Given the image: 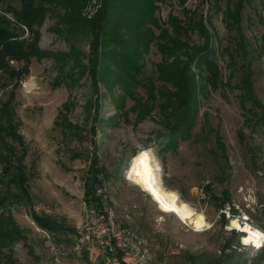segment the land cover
<instances>
[{
    "label": "rangeland",
    "instance_id": "1",
    "mask_svg": "<svg viewBox=\"0 0 264 264\" xmlns=\"http://www.w3.org/2000/svg\"><path fill=\"white\" fill-rule=\"evenodd\" d=\"M212 1L186 0L184 5L178 0L156 2L162 25L168 23L170 16L185 20L186 11L207 15L206 24L214 34L215 59L227 85L224 90L211 91L208 98L201 97L192 138L182 142L175 152L162 151L167 141L159 134H165L167 129L158 110L138 121L136 101L129 98L124 108L117 110L113 95L104 84L99 85L97 99L90 75L80 77L79 67H74V63L66 65L61 72L53 58L42 61L33 58L29 75L21 81L11 80L0 72V103L6 101L11 92L15 94L19 132L28 145L25 162L30 172L31 199L53 205L57 211L53 219L59 220L65 229L74 230L82 221L84 180L92 153L96 152L120 223L144 240L154 264H263L250 249H242L240 236L231 231V222L225 223L219 218L224 203L235 201L247 206L251 217L264 229L262 0H250L234 28L225 19L223 10L227 5L233 8L236 0H222L220 12L212 8ZM97 4V0H90L85 16L91 18ZM7 6L19 8L20 2L0 3V14L4 12L14 22L12 14L5 10ZM57 13H64L63 7L56 8L47 17L36 36L38 47L43 52L66 53L72 42L88 54V39L77 36L75 39L67 37V41L58 31L57 28H61L56 26ZM15 27L20 39H34L27 28ZM202 42L198 33L191 34L192 46ZM81 60L87 64L85 57L81 56ZM161 60L156 47H152L139 76L142 84L155 78L156 65ZM10 65L22 67L23 64L10 61ZM243 67L250 71L252 89L260 107L246 102L243 108L239 102L237 87ZM66 74H72L76 81L68 78L69 84L62 81L56 87V80H62ZM142 84L136 92L146 100ZM118 92L116 90L115 94ZM68 124L76 129L69 130ZM92 127L96 129L95 135L91 133ZM141 151L152 155L163 187L203 215L208 223L206 228L197 230L182 223L128 179L133 161ZM17 195L14 185H0V218H12L22 232L19 241L0 252V264H54L52 244L66 247L68 254L64 264H88L83 254L70 252L74 232L51 233L48 239L38 232L31 217L16 208Z\"/></svg>",
    "mask_w": 264,
    "mask_h": 264
},
{
    "label": "trees",
    "instance_id": "2",
    "mask_svg": "<svg viewBox=\"0 0 264 264\" xmlns=\"http://www.w3.org/2000/svg\"><path fill=\"white\" fill-rule=\"evenodd\" d=\"M5 1L0 0V3ZM18 1L19 8L7 6L5 9L12 14L14 22L4 12L0 14V72H4L11 80L21 81L29 75L33 58L38 61L53 58L61 72L66 65L74 63V67H79L80 77L87 73L90 75L97 99L99 85L104 84L112 93L117 110H122L129 98L136 101L139 105L138 121L147 119L158 110L167 129L165 134H159V137L167 141L163 152H175L182 142L192 138L201 97L208 98L211 91L224 90L227 86L215 59L212 46L214 34L206 24L205 14L186 11L185 20L170 16L168 23L162 25L157 16L156 2L159 0H97V10L91 18L84 14L90 0ZM178 1L182 5L186 2ZM221 1H212V8L217 12L222 10ZM249 2L236 0L233 8L229 5L225 7L223 13L231 28L237 27L241 12ZM58 7L64 10V13L55 16L56 26L61 28H57L58 31L66 38L82 36L88 39V54L81 52L72 42L70 51L66 53L43 52L38 47L36 36L49 14ZM262 8L264 11V0ZM14 24L19 28H27L34 34V39H20ZM193 33H198L203 40L202 44H190ZM152 47H156L162 60L156 65L155 78H149L142 84L139 76L145 67L144 59ZM81 56L87 59V64L83 63ZM10 61L23 65L11 66ZM240 70L237 88L241 106L244 108V104L250 102L252 106L260 107L252 89L250 71L244 67ZM68 78L72 82L76 81L72 79V74H66L62 80H56L55 86L61 85L62 81L69 84ZM140 84L146 89V100L136 92ZM116 90L118 94H115ZM14 101L15 94L11 92L7 100L0 103V185H14L18 192L16 199L29 203L32 202L29 192L30 172L25 162L28 145L19 132L20 121L15 114ZM67 128L75 130L76 126L68 124ZM91 133L96 134L95 127L91 128ZM17 149L20 151L17 152ZM103 183L100 159L93 152L84 180V202L87 205L97 199L95 186ZM225 197L228 198V195L225 194ZM221 218L227 222L224 216ZM33 220L40 228L51 233L66 230L74 232L73 229H65L59 220L53 218L33 216ZM21 238L22 232L15 220L0 218V252ZM255 255L259 263L263 262L262 250Z\"/></svg>",
    "mask_w": 264,
    "mask_h": 264
},
{
    "label": "built area",
    "instance_id": "3",
    "mask_svg": "<svg viewBox=\"0 0 264 264\" xmlns=\"http://www.w3.org/2000/svg\"><path fill=\"white\" fill-rule=\"evenodd\" d=\"M94 191L97 199L91 205L85 203L82 221L74 228L70 252L81 255L88 248H96L104 256L121 254L129 259V264H154L155 260L144 240L120 223L106 184H97ZM16 208L26 217L32 218V223L39 233L51 239V232L40 228L33 216L54 218L57 211L53 205L43 201H18ZM223 216L229 223H237V228L231 227V231L239 234L242 249H250L254 253L260 250L264 252V229L251 217L247 206L235 201L226 202L219 210V218ZM249 233H255L257 245L253 240L247 243L243 241V236L248 237ZM51 251L54 264H64V257L68 254L66 247L52 244ZM262 263L264 264V260Z\"/></svg>",
    "mask_w": 264,
    "mask_h": 264
},
{
    "label": "bare ground",
    "instance_id": "4",
    "mask_svg": "<svg viewBox=\"0 0 264 264\" xmlns=\"http://www.w3.org/2000/svg\"><path fill=\"white\" fill-rule=\"evenodd\" d=\"M128 179L149 193L162 210L174 214L182 223L192 225L197 230L208 226L203 215L196 213L189 204L181 201L176 193L163 187L149 151H141L134 159ZM231 227L237 228V223L231 221ZM254 236L255 233H249L248 237L243 236V241L247 243L253 240L257 245Z\"/></svg>",
    "mask_w": 264,
    "mask_h": 264
},
{
    "label": "crops",
    "instance_id": "5",
    "mask_svg": "<svg viewBox=\"0 0 264 264\" xmlns=\"http://www.w3.org/2000/svg\"><path fill=\"white\" fill-rule=\"evenodd\" d=\"M81 198L84 199V192ZM82 254L88 264H129V259L121 254L104 256L96 248H88Z\"/></svg>",
    "mask_w": 264,
    "mask_h": 264
}]
</instances>
